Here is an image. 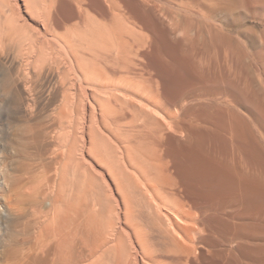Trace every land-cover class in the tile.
Returning a JSON list of instances; mask_svg holds the SVG:
<instances>
[{
  "label": "bare ground",
  "instance_id": "6f19581e",
  "mask_svg": "<svg viewBox=\"0 0 264 264\" xmlns=\"http://www.w3.org/2000/svg\"><path fill=\"white\" fill-rule=\"evenodd\" d=\"M53 248L264 264V0H0V259Z\"/></svg>",
  "mask_w": 264,
  "mask_h": 264
},
{
  "label": "rangeland",
  "instance_id": "374dc122",
  "mask_svg": "<svg viewBox=\"0 0 264 264\" xmlns=\"http://www.w3.org/2000/svg\"><path fill=\"white\" fill-rule=\"evenodd\" d=\"M240 28V27H239ZM237 29V28H235V33L237 34V35H240V30H242L243 29V27H242V29L240 28V29ZM239 30V31H238ZM239 33V34H238ZM21 127H23V126H21ZM21 186H19V188H20ZM25 188L24 187H22V191L24 190ZM12 193V195L15 197V194H16V190H13V192H11ZM23 227H21V228H19L20 230H21V233L19 234V239H23V242H25L26 244H24L25 246H26V248L27 247H29V248H27V250H26V248H25V250L27 251L26 253H27V255L28 254H32V253H34L33 252V250H35V249H33L34 247L33 246H36V245H34V243H35V240H34V236L32 235V234H30V233H28V232H22V229ZM22 235H25V236H22ZM21 237V238H20ZM32 239H33V241H32ZM29 241V242H28ZM30 241H32V242H30ZM28 242V243H27ZM33 249H31V248ZM36 248V247H35ZM55 248H53L52 250H51V252L49 253V255L47 256V255H43V256H41V258H42V261H43V263L44 264H51V262H50V259L53 257V253H55V250H54ZM26 253L23 255V257H25V256H27L26 255ZM29 256H31V255H29ZM29 256H27V257H29ZM51 256V257H50ZM1 260V259H0ZM3 261V262H2ZM6 262H8V260H6V258H5V261H4V259L3 260H1L0 261V264H12V263H14V261L12 260V261H9L8 263H6ZM46 262V263H45Z\"/></svg>",
  "mask_w": 264,
  "mask_h": 264
}]
</instances>
